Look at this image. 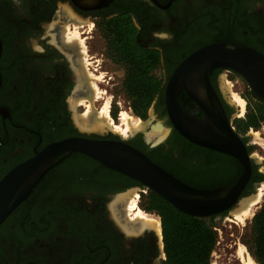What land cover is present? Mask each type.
Wrapping results in <instances>:
<instances>
[{
  "label": "flooded vegetation",
  "instance_id": "obj_1",
  "mask_svg": "<svg viewBox=\"0 0 264 264\" xmlns=\"http://www.w3.org/2000/svg\"><path fill=\"white\" fill-rule=\"evenodd\" d=\"M156 1L163 6L154 0H0V177L3 168L32 157L50 142L79 133L70 97L85 91L83 50L74 41L79 35H73L74 40L63 36L75 23L83 28L80 34L86 33L83 39H91L90 25L114 34L112 29L120 23L131 22L138 45L159 51L165 81L174 68L169 62H176L178 53L191 54L211 36L264 54V0ZM155 33L171 34V39ZM102 60L91 56L87 63L98 66ZM223 71L214 70L210 81L231 117L233 110L218 85ZM179 102L191 115H203L186 92L180 93ZM156 108L166 115L168 134L158 143L141 133L126 140L182 177L214 175L220 168L215 160L202 147L192 148L171 124L164 90ZM77 124L82 128L79 120ZM67 126L72 129L69 135L63 133ZM92 137L121 138L111 131ZM46 174L33 207L26 206L20 221L0 231V264H45L38 249L30 247L34 256H26L25 247L46 230L54 237L60 234L57 264H165L158 230L127 217L131 201L127 194L148 196L144 185L79 152L60 159ZM78 198L85 203L75 202Z\"/></svg>",
  "mask_w": 264,
  "mask_h": 264
},
{
  "label": "water",
  "instance_id": "obj_2",
  "mask_svg": "<svg viewBox=\"0 0 264 264\" xmlns=\"http://www.w3.org/2000/svg\"><path fill=\"white\" fill-rule=\"evenodd\" d=\"M216 69L240 74L256 97L264 101V54L228 40L206 44L184 58L167 77L164 97L168 118L179 134L197 146L229 155L241 163L243 171L234 184L210 189L194 187L126 139L94 138L93 134L101 136L103 133L82 129L75 121L77 135L50 142L0 179V226L30 195L47 171L73 152L129 176L180 212L193 217L208 219L241 207L255 194L246 187L253 164L258 165L259 161L250 155L244 137L235 130L211 84L210 75ZM182 91L200 106L202 116H193L181 106L179 95Z\"/></svg>",
  "mask_w": 264,
  "mask_h": 264
},
{
  "label": "rangeland",
  "instance_id": "obj_3",
  "mask_svg": "<svg viewBox=\"0 0 264 264\" xmlns=\"http://www.w3.org/2000/svg\"><path fill=\"white\" fill-rule=\"evenodd\" d=\"M79 25L80 24L75 23L74 29L71 28L70 31H67V29L63 33L65 38L74 40L75 38H72L73 32H78L79 39H75L74 41H76L79 44L80 49L83 50V54L81 56L82 58L80 60L83 65L81 67L82 74H84L83 79L85 80L86 84L85 91L83 94L72 95L70 97L71 106L73 107L72 114L73 117H75V121L77 122V120H81L87 115L92 121H94L95 118L99 117L98 114L103 105L108 103L110 109V118L113 122H115V124L119 125L121 129H117L113 126H107L105 127L106 129L101 131V133L105 134L108 131H111L114 135H118L123 139H128L130 135L138 131L144 136L146 140L151 141L152 143L160 142L162 138L168 134L170 127L169 123L167 122L166 115L161 113L156 108V101L159 94L156 96L152 105L146 112L145 117L136 115L131 106V99L124 87L127 81L130 66L122 58L123 55H121L122 51L119 49L120 47L118 45L116 34H109L106 30L101 29V27L95 28V26L90 25V32L87 35H92L94 37L91 39H83L86 33L80 34V31L83 28L79 27ZM101 53H104L105 56H101ZM91 56L102 58L104 60L99 61L98 66H96L97 62L94 64V66H91L87 63ZM92 67L98 68V71H95ZM162 74L164 79L165 72H163V70ZM109 76L114 77V79L109 80L108 83L105 80H108ZM94 85H96L98 88L97 94L94 92ZM218 85L226 101L233 110L231 119L236 130L235 122L239 119H245L246 115L254 107H258L260 105L258 104V100L253 96L248 82L244 79V77L232 70H225L219 75ZM233 94L238 95L240 99L245 102L244 109H242L234 100ZM260 108L262 109V114L264 115V104L261 105ZM122 112H127L132 115L135 121L140 119L142 122L140 123L141 126H138V129L126 130V125L123 124L121 120ZM143 126L146 128L145 131L141 128ZM155 126H160L162 130L156 131L153 128ZM239 134L244 137L247 147L250 150V155L259 161V164L257 165L258 169L264 174V121L259 127H251L245 132ZM27 152L28 151H26L24 154ZM214 162L219 167H223V162L221 160L215 159ZM259 191L263 192L262 199L258 204L252 207V213L249 214L248 217L244 218V220L238 221L234 219L233 213L235 211L218 215L211 219L215 225V230L218 233V242L214 248L211 258L212 264H242V259L238 254L241 247L245 251V256L248 255L252 257L247 245L245 244V241L250 238L246 234H249V227L255 213L264 203V181L253 184L252 192L255 194L252 197H254ZM130 194L131 193L127 194V196L131 198L129 199L131 201H129L128 210L126 211L127 217H134L136 220L141 221L140 217L138 216V212L141 211L148 217L160 221L161 231L158 233L161 235V240L163 241L160 216L156 212L147 211L145 209L143 200L145 199L146 194L138 193L140 195L136 194L135 196ZM251 198L245 201L244 206L247 205ZM76 201L79 203H85L84 200L81 201L79 198L76 199L75 202ZM25 208L26 207L23 209ZM21 214L22 213L20 212L16 218L10 220L9 224H13L15 222L17 223ZM59 236L60 234L57 237H54V235L51 236L50 232L46 230L41 235L30 238L28 240V244L25 247V249L28 248V252L25 251L26 256H34V252H31L34 249L30 248L34 247L35 249L39 250L37 253L38 258H40L45 264H57L55 255L60 252V248L57 247V245L61 243ZM162 241L161 249L163 260L165 261L166 256L164 252V243Z\"/></svg>",
  "mask_w": 264,
  "mask_h": 264
},
{
  "label": "trees",
  "instance_id": "obj_4",
  "mask_svg": "<svg viewBox=\"0 0 264 264\" xmlns=\"http://www.w3.org/2000/svg\"><path fill=\"white\" fill-rule=\"evenodd\" d=\"M121 24H119V27L117 26L112 29V32L117 36L119 49L122 51L121 55H123L122 58L130 66L127 81L124 86L125 91L131 99V106L134 113L138 116L145 117L146 112L156 96L164 90L161 56L157 50L143 49L138 45L136 40L138 38V35H136V27L131 22L126 21L123 26ZM221 41L223 40L211 36L208 40H203L199 46L196 45L194 49L200 46L202 47L206 43ZM188 54L189 52L178 53L176 57L177 61L172 62L173 67L175 68ZM252 94L258 100L260 106L264 104L262 99L256 97L253 92ZM260 106L254 107L246 115L245 119H239L235 122L238 133H243L251 127L257 128L260 126L264 121V115L262 114ZM71 131V127L67 126L63 133L69 135ZM73 135H77V133ZM190 146L193 148L197 145L191 142ZM203 150L206 151L209 158L214 160L219 159L223 162V167H220L214 175L204 178H187L171 170V172L168 171L188 184L202 189L234 184L243 171L241 163L229 155L206 148H203ZM248 151L250 153L249 148ZM148 155L151 159L157 161L156 163H159L160 166L165 168L164 163L156 160L153 155ZM15 165L13 164L9 168L2 167L4 169L3 175ZM47 175H44L30 195L1 224L0 231L4 227H7L10 220L16 218L24 207H33L32 202L35 201V193L46 181ZM262 180H264V174L259 173L257 167L253 165L252 176L247 185L248 191L252 192L253 184ZM143 203L147 211L156 212L161 218L164 252L166 256L165 264H212V253L218 242V233L211 220L213 217L208 219L198 218L182 213L153 191H149V195L145 197ZM246 235L250 237L245 241V244L252 257L257 263L264 264V203L255 213L249 227V234Z\"/></svg>",
  "mask_w": 264,
  "mask_h": 264
},
{
  "label": "bare ground",
  "instance_id": "obj_5",
  "mask_svg": "<svg viewBox=\"0 0 264 264\" xmlns=\"http://www.w3.org/2000/svg\"><path fill=\"white\" fill-rule=\"evenodd\" d=\"M73 35L77 37L78 32H73ZM94 92H95V94L98 93V88L96 85H94ZM233 98L237 102V104L242 109H244L245 102L242 99H240V97L236 94H233ZM109 111H110L109 104L105 103L103 105L102 109L100 110L99 114H98V116H99L98 118H95L94 121H92L87 115L86 117H83V119L79 120V124L82 126V129H86V130L101 131V129H103L107 126H113L117 129H121V127L119 125L115 124V122L112 121V119L110 118ZM121 120H122V123L126 125V130L138 129L137 127L141 126L140 123H142L140 119L138 121H135L134 117L127 112H122ZM141 128L145 129L144 126ZM153 128L156 131L162 130V128L160 126H155ZM262 197H263V192L259 191L254 197L251 198V200H249L247 205L244 206V204H243L238 209L232 210V211H235L233 213V218L238 220V221L244 220V218L248 217V215L252 213V207L254 205L258 204L260 202V200L262 199ZM138 216L140 217L142 223L150 224L153 227H156L158 229V232L160 233V231H161L160 221L148 217L145 213H143L141 211L138 212ZM238 254H239V257L242 259L241 260L242 264H259L251 256H248V255L245 256V251L242 247L239 249Z\"/></svg>",
  "mask_w": 264,
  "mask_h": 264
},
{
  "label": "clouds",
  "instance_id": "obj_6",
  "mask_svg": "<svg viewBox=\"0 0 264 264\" xmlns=\"http://www.w3.org/2000/svg\"><path fill=\"white\" fill-rule=\"evenodd\" d=\"M154 35H156V36L164 35L165 38L171 39V34H160V33H155Z\"/></svg>",
  "mask_w": 264,
  "mask_h": 264
}]
</instances>
